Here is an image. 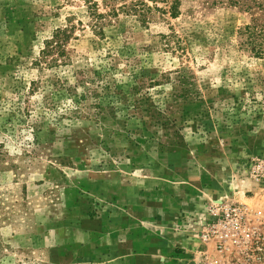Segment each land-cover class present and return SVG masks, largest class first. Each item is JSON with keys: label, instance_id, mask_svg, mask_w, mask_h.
I'll list each match as a JSON object with an SVG mask.
<instances>
[{"label": "rangeland", "instance_id": "1", "mask_svg": "<svg viewBox=\"0 0 264 264\" xmlns=\"http://www.w3.org/2000/svg\"><path fill=\"white\" fill-rule=\"evenodd\" d=\"M212 3L0 0V264H264V58Z\"/></svg>", "mask_w": 264, "mask_h": 264}, {"label": "trees", "instance_id": "2", "mask_svg": "<svg viewBox=\"0 0 264 264\" xmlns=\"http://www.w3.org/2000/svg\"><path fill=\"white\" fill-rule=\"evenodd\" d=\"M87 7L91 18V27L97 33H103L104 24L111 18H117L120 14L134 15L145 24L147 14L152 10H160L170 17L176 19L181 15L182 0H82ZM162 3L163 7L158 5ZM213 5L222 4L237 7L250 13L251 24L245 27L246 40L244 45L255 58H264V0H213ZM67 29H58L52 40L57 44L66 42L69 38L60 37L67 35Z\"/></svg>", "mask_w": 264, "mask_h": 264}, {"label": "built area", "instance_id": "3", "mask_svg": "<svg viewBox=\"0 0 264 264\" xmlns=\"http://www.w3.org/2000/svg\"><path fill=\"white\" fill-rule=\"evenodd\" d=\"M222 219L223 220L220 219L219 222L208 231L204 237L205 240H209L211 238V234L214 235L215 238L225 239L221 230H232V232L239 235L243 234L242 232H247L244 215L237 208L234 210L231 208L225 210Z\"/></svg>", "mask_w": 264, "mask_h": 264}]
</instances>
